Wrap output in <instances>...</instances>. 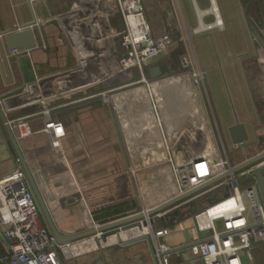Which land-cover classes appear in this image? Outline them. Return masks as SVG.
<instances>
[{
	"label": "crops",
	"instance_id": "obj_1",
	"mask_svg": "<svg viewBox=\"0 0 264 264\" xmlns=\"http://www.w3.org/2000/svg\"><path fill=\"white\" fill-rule=\"evenodd\" d=\"M141 1L155 42L173 41L171 48L144 64L150 93L136 71L127 74L117 67L116 59L124 55L119 36L122 23L112 0H35L32 6L27 0H0V106L8 122L22 120L29 127L25 138L12 131L52 220L64 235L136 214L137 192L154 205L175 197L165 137L175 146L170 155L179 165L188 163L178 149L191 146L193 156L211 162L222 145L228 150L233 144L228 129L235 119L248 134V158L259 153L258 140L264 138V51L245 26L238 25L239 20L247 22L237 10L238 1L226 0V17L216 0L223 27L200 33L195 6L209 10V0ZM27 27L36 46L14 56L5 36ZM189 38L195 39L194 45L187 44ZM187 52L206 71L205 112L199 101L186 100L193 90L179 58ZM107 91L116 95L112 104L90 98ZM221 102L228 109L225 124ZM153 106L158 107L156 114ZM170 107L172 112L167 111ZM45 110L64 129L58 150L52 148L51 135L43 132ZM0 127L3 178L20 167L13 161L1 123ZM235 154L231 158L236 162ZM41 180H47L54 199L59 196L53 208V198ZM174 220L159 226L172 230L183 222ZM131 232L121 233L119 240H134L141 230ZM193 232L196 235L195 228ZM118 238H108L107 247L99 246L101 251H88L86 239L71 243L60 252V259L63 264H155L147 242L122 247ZM89 240L96 243L94 238ZM188 245H176L173 251ZM253 250L256 258L249 254L250 262L264 264L262 247ZM0 253H5L1 242ZM186 257L202 264L189 252Z\"/></svg>",
	"mask_w": 264,
	"mask_h": 264
},
{
	"label": "built area",
	"instance_id": "obj_2",
	"mask_svg": "<svg viewBox=\"0 0 264 264\" xmlns=\"http://www.w3.org/2000/svg\"><path fill=\"white\" fill-rule=\"evenodd\" d=\"M34 1L27 0L30 6ZM112 1L115 3L122 23L119 36L124 55L116 59L117 67L120 72L127 74L136 71L141 77L139 82L150 93V84L145 79L144 64L171 48L173 41L167 39L160 44L155 42L145 18L141 0ZM24 53L27 51L22 49L11 51L14 56ZM179 66L181 72L189 78L193 90V95L187 96L186 100L194 103L199 101L205 112L203 102L205 69L189 52L180 56ZM114 96L116 95L112 91H107L94 94L90 98H100L103 104L109 105L114 102ZM153 110L156 114L158 107L153 106ZM43 114L46 117L43 132L51 135L52 148L58 150L59 140L64 136L63 126L50 117L49 111L45 110ZM8 124L12 130L19 131L20 138L30 134L27 123L22 120L8 122ZM185 132L190 133L191 128H185ZM164 145L176 185L175 197L202 187L221 176H228L153 217H148L147 212L160 204L139 211L144 213L146 226L149 227L146 236L151 242L156 263L166 264L167 257L173 252L159 243L160 239L171 233L170 227L159 226L160 220L170 222L175 218L174 213L187 204L205 196L211 198V194L217 191L222 192L223 197L221 199L212 197L216 201L199 209L192 217L196 234H206V236L187 246L189 254L202 264H243L241 258L243 252H250L258 245L264 247V205L257 184L251 177V173L259 165L236 174L232 173L234 168L250 159L246 155L245 143L232 144L228 150L222 145L221 151L216 152L212 162L199 158L185 165L173 162L170 154L175 146L169 143L167 137L164 138ZM239 152L245 158L235 162L231 155ZM244 177L248 178L242 184L240 178ZM229 185L232 187L227 189ZM150 219L153 220V224L149 223ZM0 232L7 243V245L4 244L0 239L5 248V253H1L2 257L0 256V264H5L4 262L7 264H63L60 252L68 245H57L43 224L39 207L21 168L0 178Z\"/></svg>",
	"mask_w": 264,
	"mask_h": 264
},
{
	"label": "water",
	"instance_id": "obj_3",
	"mask_svg": "<svg viewBox=\"0 0 264 264\" xmlns=\"http://www.w3.org/2000/svg\"><path fill=\"white\" fill-rule=\"evenodd\" d=\"M30 27V26H29ZM27 27L24 30L17 32V33H13V34H7L5 36V42L7 44V47L9 50L13 51V50H17V49H22L24 51H29L33 48H35V41H34V37H33V33L32 30ZM253 35L255 37V39L257 40L258 44L260 45L261 49L264 51V40L259 36V34L254 31ZM174 62L176 63V59H174ZM0 123L3 126V129L9 139V143L13 149V154L12 158L13 161L16 163L17 166H19L24 174L26 175L30 190L32 191L34 198L36 200V203L39 207L40 210V214H41V220L43 222V224L45 225V227L48 229L49 233L52 235V237L54 238L55 242L57 245L63 246V245H69L71 243L86 239V238H94V240L96 241V243H99L100 241L102 243H105L107 241L108 238L110 237H119L121 233H124L126 231L132 230V229H138L140 230L143 226H146V221H145V215L143 212H138L136 214L127 216L125 218L119 219V220H115L103 225H98V226H94L88 230H84L81 232H78L76 234L73 235H64L61 232H59V230L56 228L52 217L49 213V210L47 208V205L45 204V201L41 195V192L34 180V177L19 149V145L18 142L13 134V131L11 129V127L8 124V121L6 120L3 111L1 109L0 106ZM0 133L3 135L2 129L0 127ZM228 135L230 137V140L233 144L236 143H246L248 141V134L246 132L245 126L241 123L238 122L237 119H235V124L233 126H231L228 129ZM257 149L259 150V153L246 160L245 162H243L242 164H240L239 166H237L236 168H234L232 170V173L236 174L238 172H241L245 169L251 168V167H255L258 166L255 170H253V172L251 173V177L254 178L259 193H260V197L262 200V203L264 205V164H262L264 162V138H260L258 140V144H257ZM262 164V165H261ZM228 175L225 176H221L209 183H207L206 185L199 187L197 189H194L184 195L178 196V197H174L162 204H160L159 206H157L156 208L150 210L147 212V216L148 217H153L169 208H172L173 206L191 198L192 196L200 193L201 191L205 190L206 188L216 184L217 182L221 181L222 179H224L225 177H227ZM232 186L229 185L227 187V189H230ZM182 209V208H181ZM181 209L178 210L176 213H174V215H176V219L179 222L184 221L185 219L191 218L193 217V215H186V216H182L180 214ZM150 224H153V220L150 219L149 221ZM0 239L4 242V244L7 245L6 241L4 240L1 232H0ZM119 240V238H118ZM144 239L141 238H136L134 240H131L127 243H122L120 240L118 241L119 245L122 247H129L132 245H135L137 243L142 242ZM148 240V238H147ZM148 245L150 247V252H151V256L153 258V260L156 263V259L153 253V248L151 245V242L148 240ZM187 247L181 248V249H177L174 250L173 252H178L181 250L186 249ZM0 256L2 257L1 253ZM5 264H7L6 262H4Z\"/></svg>",
	"mask_w": 264,
	"mask_h": 264
},
{
	"label": "rangeland",
	"instance_id": "obj_4",
	"mask_svg": "<svg viewBox=\"0 0 264 264\" xmlns=\"http://www.w3.org/2000/svg\"><path fill=\"white\" fill-rule=\"evenodd\" d=\"M237 1H238V3L240 2L242 4V7H243L242 12H241L240 6L237 5V10L239 9V12H241V14H240L241 15V19L245 18V20H247L246 15H247V12H248V3H247L248 0H237ZM219 2H220V5H221V8L223 10L224 15L227 17V15H226L227 11H228L227 1L226 0H219ZM242 13H243V17H242ZM213 21H214V18H213L212 15H210V16L207 17V19H205V24L206 25L212 24ZM247 22H248V20H247ZM247 22H245L246 24L244 25V22H242V20L240 22V20H239L238 25L240 23V28H242V27L244 28V26H245V29H247ZM194 42H195L194 38H189L187 40V44L189 46L191 44L194 45ZM224 93H226L225 95H227L229 97V93H228V90L226 88L224 90ZM228 97H226L227 98V102H229V100H228L229 98ZM228 105L230 106V102L228 103ZM224 106H225V103L221 102L220 103L221 118H222V120H224V124H225V122L228 121L229 115H228V109L225 111V107ZM173 110L174 109H171V107H170V109H167L168 112H172ZM186 148L187 149H181V150L178 149V150H175V151H178L177 153L181 157H184L186 159L187 163H191V162L199 159V157L193 156V155L196 154V152H193V149H194L193 147L189 146V147H186ZM247 156L248 157L250 156L249 152H248ZM234 157L237 160L236 162L244 160V158H245L242 155V153H236L234 155ZM247 178L248 177L240 178L241 183L243 184ZM49 182H50L51 186L54 187V185L52 184V181L49 180ZM53 190H54V188H53ZM211 196L213 198L221 199L223 197V193L217 191V192H214L213 194H211ZM136 198H137L138 203H139L138 212L141 211L143 208L155 206L154 204H152L151 202L146 200V197L144 195L139 194V192H137V197ZM58 200H59V196H58L57 200L54 199V198L52 199V201L50 200V205H51L52 208L55 207L56 201H58ZM131 207H132V204L129 203V209H131ZM173 220H174V218L170 222H172ZM160 221H161V222H159L160 225H165V224L169 223L168 221L167 222L164 221V219H161ZM90 224H92V223H90ZM91 227H94V225L92 224ZM194 228H195V223H194L193 218L191 217V218L185 219L182 222V224L175 226V228L171 230V233L168 236L162 238L161 241H160V244H162V245H164V246H166V247H168V248L173 250V249H175L174 246H176V245L183 244L185 246V245H188V244L192 243L195 240L201 239L204 236H206V234H196V235H194V232H193ZM88 229H90V228H86L85 230H88ZM132 230H134V229H132ZM128 232L132 233L131 230L127 231V233ZM128 236L131 237L130 235H128ZM141 237H143V236H141ZM138 238H140V236ZM89 239L86 238V243H87L86 247H88V246L90 247L88 249V251H93V250L101 251V250H103V248L100 249L99 246H104V248H105L108 245L107 241L105 243H102L101 241L99 243H95L93 240H89ZM83 240H85V239H83ZM261 247L264 250V247L263 246H261ZM255 253H256V251H254V250L250 251V252H243L242 253L243 264H254L253 261L250 262V260L248 259L249 258L248 255L250 254L252 256V254H253V257L256 258ZM182 254L181 255H175V253H174V254L169 255L167 257V263L166 264H199L198 262H196L194 260H190L188 257H186L188 255L187 249H184L182 251Z\"/></svg>",
	"mask_w": 264,
	"mask_h": 264
},
{
	"label": "bare ground",
	"instance_id": "obj_5",
	"mask_svg": "<svg viewBox=\"0 0 264 264\" xmlns=\"http://www.w3.org/2000/svg\"><path fill=\"white\" fill-rule=\"evenodd\" d=\"M210 1V9L209 10H206V11H202L200 9H198L196 6H195V10H196V15H197V18H198V28L196 29V32H205L211 28H214V27H217V28H222L223 27V21L221 19V16H220V11H219V7L217 5V2L216 0H209ZM209 15H212L213 18H214V23L213 24H210V25H206L204 22H203V19L206 17V16H209ZM41 183L43 184V187H44V190L45 192L49 195L50 198H53V193H52V190L49 186V184L47 183V180H41ZM141 232H136V237L137 236H140V235H143V241L142 242H148L147 240V232L149 231V227L146 226V227H143L140 229ZM141 238V237H140Z\"/></svg>",
	"mask_w": 264,
	"mask_h": 264
},
{
	"label": "flooded vegetation",
	"instance_id": "obj_6",
	"mask_svg": "<svg viewBox=\"0 0 264 264\" xmlns=\"http://www.w3.org/2000/svg\"><path fill=\"white\" fill-rule=\"evenodd\" d=\"M248 12H247V31L253 37V40L258 44L255 39L253 32L256 31L259 36L264 40V0H248ZM241 6V11L243 9L242 4L239 2ZM243 14V13H242ZM261 48V47H260ZM176 218V215H174Z\"/></svg>",
	"mask_w": 264,
	"mask_h": 264
},
{
	"label": "trees",
	"instance_id": "obj_7",
	"mask_svg": "<svg viewBox=\"0 0 264 264\" xmlns=\"http://www.w3.org/2000/svg\"><path fill=\"white\" fill-rule=\"evenodd\" d=\"M216 199L209 198L208 196H205L195 202H191L187 204L185 207L181 209L180 214L182 216L186 215H194L198 212L199 209L206 207L209 204H212L215 202Z\"/></svg>",
	"mask_w": 264,
	"mask_h": 264
}]
</instances>
